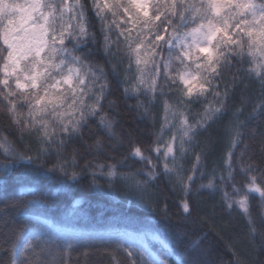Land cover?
I'll return each instance as SVG.
<instances>
[{"label":"snow or ice","instance_id":"1","mask_svg":"<svg viewBox=\"0 0 264 264\" xmlns=\"http://www.w3.org/2000/svg\"><path fill=\"white\" fill-rule=\"evenodd\" d=\"M97 54L123 77L121 95L136 101L143 129L121 124ZM250 82L260 100L247 120L242 108L232 112L222 166L209 171L210 141L201 146V138L229 113L235 89ZM0 113L21 142L27 136L34 144L19 151L0 130V187L21 169L61 187L85 176L101 192L120 185L169 234L58 226L28 215L48 200L21 188L0 208V264H73L78 249L85 264L90 255L111 264H217L213 240L225 226L215 205L202 210L205 194L242 215L247 234L264 247V131L251 123L264 116V0H0ZM165 181L180 193L175 213L150 193ZM250 197L259 199V231ZM229 250L227 264H245Z\"/></svg>","mask_w":264,"mask_h":264},{"label":"trees","instance_id":"2","mask_svg":"<svg viewBox=\"0 0 264 264\" xmlns=\"http://www.w3.org/2000/svg\"><path fill=\"white\" fill-rule=\"evenodd\" d=\"M98 28V25H97ZM94 62L104 67V71L108 74L109 89L111 96L109 99L115 100L119 105L117 109L120 112V122L127 127L128 123L138 125L140 128L145 127V122L139 120L135 112L134 99L124 101L122 93V76L114 75L110 72L105 64L102 55L97 54L93 57ZM260 100L258 86L255 82H250L248 87L243 85L235 89V95L232 97V104L229 113L217 125L213 126L209 133L204 134L201 138V146H204V141H210L208 145L209 158L206 161L208 170L220 164L222 166V157L227 148V133L226 129L231 119V114L236 108H242V120H247L254 106ZM162 114V108L159 104L153 110V116L156 117L158 126L159 119ZM149 124L151 121L148 122ZM258 132L264 131V116L259 120L251 122ZM0 130L2 134L7 136L13 146L19 151H24L27 147H34V144L29 137L25 136L21 142L9 121L4 118L3 113H0ZM95 130V129H94ZM260 137H257L252 142V148L259 155ZM3 156L0 155V160ZM91 159V157H89ZM191 159L186 166L191 164ZM78 164L82 166L83 161L78 160ZM134 167H139L135 165ZM59 174L53 177L56 180ZM207 183V179L204 181ZM103 184L104 181L101 180ZM166 181L159 183L157 187L150 189V193L158 202L167 200L170 210L175 213L177 208L180 193L173 192L165 188ZM21 188H33L38 191L42 199H47V204H36L29 211L28 215L39 219H46L49 222L58 226H72L76 228H116L121 230H153L161 233V239H169V234L166 229L157 223L158 217L147 207H144L137 196L124 187L117 185L115 190L104 187L103 192L95 188L89 187V178L85 176L79 183L68 182L67 187H61L59 183L49 181H39L31 170H19L10 178L9 186L5 189L0 187V208L4 207L7 200L11 198H20ZM24 198L32 199V192H24ZM76 201L79 204L73 205ZM201 208L204 212H208L214 205L217 219L225 226L222 232V237L214 238L213 259L219 264L224 261L225 264L233 260L230 247H235L239 256L245 264H264V247H260L259 235L255 242L247 234L246 222L242 215L233 212L229 215L224 211L219 204V196L205 194L200 197ZM259 199L250 197V205L253 216L257 220L259 231V214L258 207ZM13 213H10L12 215ZM70 222V223H69ZM155 250L157 247L152 246ZM73 264H85V257L80 255L78 249L73 255ZM87 264H111L108 256L90 255L87 257Z\"/></svg>","mask_w":264,"mask_h":264},{"label":"rangeland","instance_id":"3","mask_svg":"<svg viewBox=\"0 0 264 264\" xmlns=\"http://www.w3.org/2000/svg\"><path fill=\"white\" fill-rule=\"evenodd\" d=\"M149 243L151 244V246H156L157 248L159 246L156 241L149 240Z\"/></svg>","mask_w":264,"mask_h":264}]
</instances>
